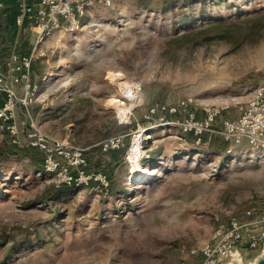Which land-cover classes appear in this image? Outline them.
Segmentation results:
<instances>
[{"label":"rangeland","instance_id":"374dc122","mask_svg":"<svg viewBox=\"0 0 264 264\" xmlns=\"http://www.w3.org/2000/svg\"><path fill=\"white\" fill-rule=\"evenodd\" d=\"M82 22L38 44L27 108L69 156L81 150V165L57 160L85 178L45 171L32 127L17 143L0 130V264H190L219 222L264 211V150L196 143L165 123L182 112L158 106L191 97L199 118L264 85V0H118ZM26 115L18 104L16 122Z\"/></svg>","mask_w":264,"mask_h":264},{"label":"built area","instance_id":"2783aa9c","mask_svg":"<svg viewBox=\"0 0 264 264\" xmlns=\"http://www.w3.org/2000/svg\"><path fill=\"white\" fill-rule=\"evenodd\" d=\"M118 0H35L33 3L20 2L17 7L15 24L27 22L35 30L33 47L27 53H16L10 63L0 62V130L10 137L12 143L19 141L20 127H32L26 134L28 142L43 154V169L57 171L60 180L71 183L85 178L82 171L72 176L68 166L60 167L57 155H67L69 164L81 165L85 162L78 148L70 154L62 149L67 141H57L46 136L35 127L28 112V104L40 90L31 78V67L35 57L42 55L38 47L47 36L56 31L75 32L81 28L83 18L89 10L114 5ZM21 84L18 92L17 85ZM21 104L26 111V122H16V108ZM193 98H185L175 104L160 105L159 111L175 115L182 112L183 121L165 123L181 125L185 134H193L196 143L204 135H215L226 142L240 144L245 141L251 147L264 150V85L253 89L245 101L221 105L205 104L201 106L203 116L197 118L192 110ZM234 109L233 114H222ZM152 108L150 113H154ZM167 115L160 117L164 120ZM121 121V120H120ZM23 126V127H24ZM104 147H107L106 144ZM230 151V148L227 149ZM241 215L230 216L219 222L211 232L209 239L198 251L191 250L196 261L190 264H227L230 253L245 242L249 249H256L264 242V211L255 212L245 208ZM252 226H256L255 231Z\"/></svg>","mask_w":264,"mask_h":264},{"label":"crops","instance_id":"0c3cea01","mask_svg":"<svg viewBox=\"0 0 264 264\" xmlns=\"http://www.w3.org/2000/svg\"><path fill=\"white\" fill-rule=\"evenodd\" d=\"M20 2L33 3L35 0H0V62L4 64L11 62L14 53H27L33 47V40L31 41L30 36L32 38L34 35L30 33V25L27 22L20 26L15 24L17 7ZM197 115L200 118L203 112L199 111ZM256 229V226H252L253 231ZM245 250L256 251L257 254L252 255L251 252L247 254ZM242 255L247 257L246 264H264V242L256 249H249L245 242H242L238 248L232 250L227 264H240Z\"/></svg>","mask_w":264,"mask_h":264},{"label":"trees","instance_id":"16d2710c","mask_svg":"<svg viewBox=\"0 0 264 264\" xmlns=\"http://www.w3.org/2000/svg\"><path fill=\"white\" fill-rule=\"evenodd\" d=\"M80 121H77V123H79Z\"/></svg>","mask_w":264,"mask_h":264}]
</instances>
